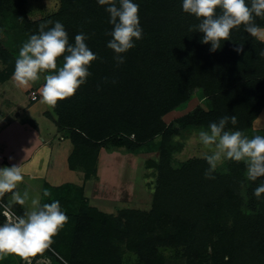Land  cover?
I'll use <instances>...</instances> for the list:
<instances>
[{
    "label": "trees",
    "instance_id": "obj_1",
    "mask_svg": "<svg viewBox=\"0 0 264 264\" xmlns=\"http://www.w3.org/2000/svg\"><path fill=\"white\" fill-rule=\"evenodd\" d=\"M60 1L57 14L36 23L28 19L26 0H0V12L20 20L14 37L19 49L41 24L52 27L60 21L71 42L84 33L86 43L100 57L92 62L87 83L52 106L58 128L69 132L74 147L72 170H83L85 180L89 173L94 176V163L108 141L135 153L161 137L160 161L148 162L158 171L152 209L147 215L136 213L133 228L142 224L143 235L129 249L144 264H164L158 244L188 248V264H264V194L259 199L254 195L264 177L248 181L243 162L227 161L226 171L217 170L215 179H206L205 158L175 169L167 154L174 149L173 137L179 135L175 125L207 127L225 115H235L237 125L228 127L249 133L264 109V56L260 55L264 42L240 25L213 52L195 27L200 20L183 11L182 0H136L143 37L122 54L126 61L118 65L114 51L107 47L113 26L106 6L97 0ZM253 23L264 29V16H254ZM241 45L243 52L238 53L235 49ZM0 60L15 66V59L1 48ZM9 79L0 78L2 83ZM200 92L207 110L197 108L176 123L165 124V115ZM3 204L0 224L6 222ZM105 226L107 235H119L121 219L110 218ZM124 233L121 239L133 237L131 231Z\"/></svg>",
    "mask_w": 264,
    "mask_h": 264
},
{
    "label": "rangeland",
    "instance_id": "obj_2",
    "mask_svg": "<svg viewBox=\"0 0 264 264\" xmlns=\"http://www.w3.org/2000/svg\"><path fill=\"white\" fill-rule=\"evenodd\" d=\"M24 7L29 21L36 23L57 14L62 3L60 0H26ZM19 25L21 22L16 16L0 12V48L10 54L15 61L20 50L14 39ZM257 37L264 42V32L259 33ZM14 69L13 64L7 65L0 60V78L10 76V79L4 83L0 80V126L4 125L7 120L13 119L18 121L33 120L39 124V127L46 126L48 121L41 116L37 109L33 114H24L27 103L29 108L33 102L37 101L38 105L36 106L39 110L53 111L52 106L42 100L41 89L45 83L43 75L35 82L20 85L13 79ZM35 95L38 100L32 101ZM197 108L208 109L201 92L193 94L187 102L165 115L163 120L167 125L174 124L175 120L191 114ZM50 124L49 129L54 130L51 121ZM175 127L178 129L179 135L173 137L174 149L167 153L172 167L179 169L190 160L204 159L207 150L200 144L196 132L206 127L183 128L178 125ZM246 135L249 138L255 135L264 136V109ZM131 138L134 139V136ZM160 139L161 137L159 140H155L152 146L139 148L135 153L129 152L126 148L116 147L113 142L108 141V145L103 146L99 151L94 163L96 164V173H93L94 176L89 173L86 180L80 170L73 171L75 177L69 178L71 172L68 162L70 165L71 161L70 158L68 160V157L69 149H72L73 146L71 141H67L66 148H62L56 157L54 155L52 158V164L55 162L56 166H51L53 175L49 177V181L55 183V181L64 180L59 186L65 183L73 184L71 186L63 185L59 188L54 187V183H51L52 186L51 184L45 186L50 195L44 197L42 202L50 203L52 200H59L67 212L68 222L52 238V242L47 248L51 253L47 251L0 253V264H144L142 257L129 249L128 246L136 245L143 235L140 231L142 224L136 229L133 228L137 223L138 215L136 216V213L147 215L152 209L158 171L156 166H150L148 162L158 163L160 161L161 151L158 148L162 142ZM153 148L154 151H152ZM226 166L227 161L217 170L226 171ZM99 167H102L100 173L98 172ZM82 169L84 168L82 167ZM55 176L58 177L55 178ZM38 186L40 187L41 184L34 183L33 187H30L31 197L40 194L37 191ZM0 204H3L1 200ZM3 206L4 211H10V218L3 211L6 222H10L16 215L12 216L11 208L5 204ZM129 216L133 217L128 218ZM110 218L121 219L122 226L118 228L119 235H107L105 224ZM81 222L82 225H80ZM77 223L80 226H77ZM128 224L130 225L128 226ZM125 231H131V235L135 239L127 236L121 239ZM157 249L158 256L164 259V264H188L189 257L186 255L188 248L186 247L172 248L158 244Z\"/></svg>",
    "mask_w": 264,
    "mask_h": 264
},
{
    "label": "clouds",
    "instance_id": "obj_3",
    "mask_svg": "<svg viewBox=\"0 0 264 264\" xmlns=\"http://www.w3.org/2000/svg\"><path fill=\"white\" fill-rule=\"evenodd\" d=\"M97 3L106 6L108 22L113 26L107 47L114 51L117 64H123L126 56L122 54L136 47V41L143 37L140 5L136 0H97ZM182 9L200 20L195 27L203 34L202 43L211 44L213 52L220 49L221 41L229 40L232 30L240 25H244L252 36L264 32L253 23L254 16H264V0H182ZM87 39L84 33H79L71 42L60 21H55L52 27L41 24L38 33L31 34L21 46L13 79L20 85H28L43 75L42 100L51 106L74 96L92 75V62L100 58L86 43ZM235 51L243 52V46ZM260 55L264 56V52ZM229 123L236 126L237 117L225 115L196 132L200 144L207 150L205 178L215 179L214 174L220 165L235 161L245 164L247 180L255 182L264 177V136L249 138L244 131L229 128ZM23 180L21 166L0 167V196L11 193L7 207L17 203L25 205L30 200L24 215L0 224V253L43 251L69 220L59 200L42 202L50 195L47 189L42 196L36 194L32 197L27 192L14 191ZM262 194L264 182L254 189L258 199Z\"/></svg>",
    "mask_w": 264,
    "mask_h": 264
},
{
    "label": "crops",
    "instance_id": "obj_4",
    "mask_svg": "<svg viewBox=\"0 0 264 264\" xmlns=\"http://www.w3.org/2000/svg\"><path fill=\"white\" fill-rule=\"evenodd\" d=\"M36 105H38V101L33 102L28 108L27 103L24 114H33L35 109H37L40 111L41 116L48 121L46 126L39 127V124L33 120L18 121L17 119L7 120L4 125L0 126V167L11 165L21 166L24 173V180L18 184L17 189L14 191H19L21 194L27 192L29 197H31L30 187H33L34 183L41 184L40 187H37V191L41 196L46 188L45 186L54 183L49 181V177L53 175L51 166H56L55 162L52 164V158L54 155L56 157V154H58L62 148H66L65 143L70 141L69 132L58 128V116L54 111L39 110ZM50 121L53 123L54 130L49 129L51 126ZM70 149L68 160L73 154L74 147ZM68 168L71 172L69 178L72 179L75 177L72 172L77 170H72L69 166V162ZM101 168L102 167H99V173L101 172ZM80 173L84 176L83 172L80 171ZM56 177L58 176H55V178ZM63 182L64 180L55 181L54 184L58 185L53 184V186L59 188L63 185L71 186L73 184L65 183L59 186V184ZM10 198L11 193H5L3 196H0L1 202L6 206ZM29 203L30 200L25 205L15 204L14 206L18 207V211H14L13 207H11L12 213H14L13 215H24Z\"/></svg>",
    "mask_w": 264,
    "mask_h": 264
},
{
    "label": "built area",
    "instance_id": "obj_5",
    "mask_svg": "<svg viewBox=\"0 0 264 264\" xmlns=\"http://www.w3.org/2000/svg\"><path fill=\"white\" fill-rule=\"evenodd\" d=\"M37 100H38L37 96L36 95L33 96L32 101H37ZM9 212H10L9 210L4 211L5 215H7V214L9 215ZM11 215L14 216L12 212H11Z\"/></svg>",
    "mask_w": 264,
    "mask_h": 264
},
{
    "label": "bare ground",
    "instance_id": "obj_6",
    "mask_svg": "<svg viewBox=\"0 0 264 264\" xmlns=\"http://www.w3.org/2000/svg\"><path fill=\"white\" fill-rule=\"evenodd\" d=\"M6 216H7L8 218H10V216H9L8 214H7Z\"/></svg>",
    "mask_w": 264,
    "mask_h": 264
}]
</instances>
